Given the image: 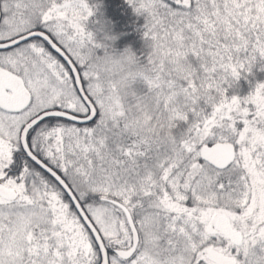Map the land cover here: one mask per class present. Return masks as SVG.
<instances>
[{"label":"snow or ice","instance_id":"6c2138e0","mask_svg":"<svg viewBox=\"0 0 264 264\" xmlns=\"http://www.w3.org/2000/svg\"><path fill=\"white\" fill-rule=\"evenodd\" d=\"M125 2L0 0V264H264V0Z\"/></svg>","mask_w":264,"mask_h":264},{"label":"trees","instance_id":"16d2710c","mask_svg":"<svg viewBox=\"0 0 264 264\" xmlns=\"http://www.w3.org/2000/svg\"><path fill=\"white\" fill-rule=\"evenodd\" d=\"M93 4H99V11L95 20L100 23H92L93 26L104 29L108 36L117 37L114 42V47L118 51H123L125 48L131 47L139 54L143 49V41L140 26L144 23L142 19L136 17L132 9L126 4L125 0H90ZM104 31H99L102 33ZM105 33V32H104ZM255 71L256 81L264 82V72L258 69ZM250 79H252L250 77ZM250 90L249 84L246 81L240 82V94L246 95Z\"/></svg>","mask_w":264,"mask_h":264},{"label":"rangeland","instance_id":"374dc122","mask_svg":"<svg viewBox=\"0 0 264 264\" xmlns=\"http://www.w3.org/2000/svg\"><path fill=\"white\" fill-rule=\"evenodd\" d=\"M92 3H95V2L92 1ZM89 27H90V29H91L92 31H94V32L96 33L97 38H98L99 40H101V41L104 40V38H105L106 35L108 36V33H107L104 29H102V28H98V27H95V26L92 25V23L89 25ZM99 31H104L105 33H104V32L99 33Z\"/></svg>","mask_w":264,"mask_h":264}]
</instances>
